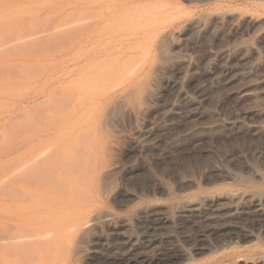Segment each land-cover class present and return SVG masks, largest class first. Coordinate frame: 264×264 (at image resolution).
<instances>
[{
    "label": "rangeland",
    "instance_id": "374dc122",
    "mask_svg": "<svg viewBox=\"0 0 264 264\" xmlns=\"http://www.w3.org/2000/svg\"><path fill=\"white\" fill-rule=\"evenodd\" d=\"M32 1L33 0H0V46L2 43L4 44L2 45L4 50H0V55L4 54L6 51L3 58L2 55L0 56V65L2 66L5 64L6 67L9 66L8 68L4 67L5 65L2 66L6 74L2 72V69L0 70L2 72L0 81L1 77L5 75L3 81L0 82V137L2 138L0 139L3 140H0V143H3L1 145L4 146L2 148L0 145V155L1 152H6L4 150L6 147L10 146V151L20 148L14 152H8V155L4 154L3 156L2 154L4 158L0 156V161H3L0 162V171H3V167H1L3 164L1 163H4V161L9 162L11 159L13 162V158H15L19 152L27 153V149L31 148V145L39 144V142H41L40 144H45L49 151L58 147L59 144L62 146L64 142L65 144L68 142L66 146L63 145L66 148L65 150L68 149L69 151L71 149L72 151L73 149L70 147H73L74 143L79 142L75 144V147L79 145L80 148L76 147L75 149L73 147L75 150L72 153L75 154V152H77L78 154L79 152L80 157H84L80 158L82 159L80 162H85L81 164L86 166L89 165V169H91L94 163L92 167L94 171H91L92 174L87 175L86 178L83 176V178L81 177L80 179L85 182L96 181L101 176L103 179L100 178L102 182H99L102 186H99L101 188L98 190L79 193L77 197L79 200H74L73 205L68 209L69 211L81 212L85 216V223L92 220L94 218L93 216H97L98 214L109 215V217L101 219L100 223L97 225L98 227L92 232L94 234L96 231V237L98 234L101 235V237H97L96 242L92 241L87 244L88 246L86 245V247L90 249L95 248L93 250H88V248H86L88 251L84 255H89L86 257L82 254L79 257L80 261L78 259L76 264H92L93 262V264H259V261L264 262V201H259V199L261 200L264 198V196H259L264 193V0ZM42 1L51 2L49 4H45L46 2H44L43 4ZM86 1L88 2L87 4ZM150 3L153 6H150ZM39 4H41V6ZM141 5L146 8V12L143 11L145 9ZM14 8H18L17 11L14 10ZM9 9H11V11ZM154 10L157 11L154 12ZM169 10H171L170 13ZM142 12L144 14H142ZM164 12H166V14H164L165 18L162 16ZM183 12L185 13L183 14ZM53 13L54 15H52ZM141 14L143 17L144 15L146 17L142 18ZM45 15L50 17L47 18ZM86 15L87 18L83 20L82 17ZM3 16L4 18H2ZM135 17H139V19L136 20ZM37 18H40V20L35 21ZM127 18L130 20L128 21ZM153 18L157 19L155 20ZM171 18L172 21L169 20ZM125 19L127 20L125 21ZM33 20L35 23H32L34 22ZM17 21L23 22L24 24L22 25H24V29L27 27L26 29L28 30H23V26ZM97 21L99 22L97 23ZM134 21L136 23H134ZM143 21L147 22L149 25L145 26L146 23ZM47 22L49 24H45ZM95 23H97V25ZM121 23L131 24L129 26L125 25L127 26L125 27ZM140 23H142L141 26L143 28H140ZM150 23L152 25H150ZM56 24H58V27L61 26L60 28L62 29L58 28ZM61 24H63V26ZM34 25H37L35 26L37 30ZM72 25L76 29H74ZM116 25L118 26L116 27ZM43 26L45 27L43 28ZM48 26H50V28H48ZM69 26L72 27V30H70L71 28L68 30ZM123 26L125 28H123ZM135 26L139 27L136 29ZM19 27L21 28L20 33L17 32ZM38 27L42 30H38ZM46 27L47 29H45ZM107 27L108 29H106ZM29 29V36L27 34L25 35L23 31L29 32ZM11 30L15 31L11 33ZM43 30H48L50 32L45 31V34ZM64 31H67L66 34ZM80 31H84L82 35ZM114 31H118L130 38L128 37V40L122 41L120 43L121 47H119V44L117 45L118 47H116V45L114 46L112 43V35H114L112 32ZM51 32H54L53 38L56 36V33H58L57 36L59 39L55 38L57 41L55 39L51 40ZM77 32H80V34ZM40 33L43 35L45 34V36L41 38L39 36ZM48 33L50 35H47ZM111 33L112 39L110 36H107V34ZM19 34L25 35L27 39L30 38L28 42L30 45L33 43V46L27 45V39L24 38L25 36L21 35L23 38L20 39L24 41H22V43L20 39H18ZM76 34L78 35L76 36ZM2 35H4L5 38ZM72 35L76 39H74ZM34 36L36 38H34ZM49 36L51 37L50 41L48 39ZM8 37L13 41L11 43H15L14 38L15 41L19 40L21 43L19 44L18 41V44H13L17 47L14 48V46H12V49L9 50L12 45L10 41V45L4 43L7 42ZM44 37L48 39L45 42L43 41L45 40ZM61 38L65 42V39L68 38L67 44L61 40ZM71 38H73L72 43L70 40ZM5 39L6 41H4ZM34 39L35 41L38 40V45L42 44H40L39 41L45 44L41 45L42 48H44L40 49L41 53L40 50H38L39 55L35 52L37 51V46L34 47ZM110 39L112 41H110ZM2 40L3 42L1 43ZM58 40L60 41L58 42ZM48 41L49 43L51 41H53V43L56 41L59 44L55 43L56 46H54L51 42L53 45H51V48L48 47L49 52L48 49H46V45H49V43H47ZM61 41L62 43L60 45ZM110 43L113 44V46ZM21 44H25L28 47L30 46L29 51L33 50L34 52H31L35 54L31 56L29 51L26 53L25 51L28 49L25 48V51L22 50L24 47L21 46ZM5 45L8 49H5ZM62 45L65 47L64 49L61 48ZM53 46L54 49H52ZM106 46L109 47L107 51L105 50ZM126 46L127 48H125ZM131 46L132 48H130ZM3 47L1 49H3ZM16 49H19L18 53H16ZM14 50L16 52H14ZM20 50L24 51L27 55L29 54V56L25 54L22 56L17 55L23 53L19 52ZM13 52L16 55H11ZM135 55L140 56V58L134 57ZM145 55L146 57H144ZM123 58L126 61L128 58V62L124 61ZM111 59L112 61L115 60V63H113L114 61H110ZM13 62L17 64L19 68L14 65ZM110 62L111 64L107 65ZM136 62H138L139 66L136 65ZM140 62H143V64ZM44 63L46 65H44ZM123 63H128L129 65H124ZM42 64L43 66H41ZM117 64H119V68H117ZM28 65H33V68L35 67L34 70ZM112 65L114 66L112 67ZM132 65L135 68L132 67ZM37 66L40 72L35 70ZM40 67H45L46 69L44 68V70ZM22 68L25 69L26 72ZM156 68L159 69L157 70ZM11 69H13L15 73ZM28 70L31 73H29ZM102 70L104 72L108 71L104 75ZM16 71L17 74L19 73L18 75H22L18 76ZM109 71L110 73L113 71L115 73L118 72L116 75L115 73L110 74ZM7 72H12V74H14H7ZM107 73L112 77L109 78L110 76ZM80 74L82 75L80 76ZM98 75L102 76V78L100 76L98 77ZM6 76L9 77V79L6 78ZM28 76L32 78L30 77L29 79ZM16 78L18 79L13 80ZM8 81L9 83L7 84ZM77 81H79V83ZM28 84L30 88L26 91L23 88L29 87ZM18 85L21 86L19 87ZM102 85L103 87H100ZM85 88L86 90L82 91ZM99 88L104 91L102 92ZM88 89L90 91H88ZM246 89L250 90L251 95L244 96L242 94ZM15 90L20 92L17 91L16 93ZM131 90L133 92H131ZM60 91L61 94H56ZM70 91H74L73 94ZM64 92L70 93H66L69 94L67 98V95L64 96L62 94ZM84 96L85 98H81ZM60 97H62L61 100ZM44 98H47L46 100L48 101H44ZM48 98H54L52 104L55 103V107L59 108L61 106L63 110H61V108L57 110L51 109V103L48 107L44 106L52 102L51 99ZM41 99H43V101H40ZM115 101H119L116 103L117 106ZM43 102H45L44 105ZM122 103H124V105ZM121 104L122 106H120ZM36 105H41L38 107L39 110ZM31 107L34 112L37 111L35 114L45 109L40 114L38 113V117V114L34 116L35 114H32L34 112H30ZM52 107L54 108V106ZM25 113L28 117L25 116ZM16 115H20L21 117H16ZM9 116L11 118L8 119L7 117ZM28 118L29 121L27 120ZM48 118L54 119L49 120ZM6 119L11 121L13 126H11V124H9L10 122ZM18 119H21L20 122L23 123L19 122V124ZM30 119H33V121L31 122ZM45 119L49 121L50 124ZM72 119L77 122H74ZM26 121L30 123H28L29 128L33 125H37L36 128L38 127V129L33 126L37 131L35 129L31 130L32 128L29 129L28 126H26L27 123H24ZM16 123L21 127L24 125L22 130L20 129V131H17L19 126L14 125ZM39 123H43L44 125ZM71 125L76 126L74 127ZM7 127H12L13 129H8ZM25 128L27 129L25 130ZM4 130L9 132L3 133ZM14 130L16 132L13 135ZM5 133L8 134V137H5ZM3 135L5 138H3ZM68 135L70 139H67ZM14 136L19 139H17L20 141V144L18 142L19 145H17L16 139H13ZM24 136H27V138L30 137L31 141H29V139L27 140V138H23ZM81 136L82 138H80ZM5 139L7 143L4 142ZM26 140L29 142H26ZM11 141L13 143H11ZM21 141L25 142L27 145H23L24 143L22 144ZM71 141L75 142L70 144ZM84 142H86V144H84ZM89 145L93 147L89 149ZM11 146L14 148H11ZM82 152L83 154L85 153V155H82ZM91 156L93 157L91 158ZM15 160L17 161L18 158L16 157ZM100 161H104L102 162L103 164ZM98 162L101 163L100 166ZM13 163H11L12 165L9 164L13 167ZM48 163L50 164V162ZM9 164L5 165L10 166ZM104 165H106V167ZM86 166L83 167L87 168ZM12 167H8L9 170L16 168L13 167V169H11ZM19 167L20 166H18V168ZM36 167L37 166H29L28 169L25 167L19 168L22 169L23 172L16 168L18 171L14 170L15 173H13L14 171H10L11 174L8 172L9 170L6 171L9 175L14 174V176L9 177L7 174L11 179L6 177L7 175L4 179L0 177L2 178L0 180L1 183L3 182L2 184L0 183V192L2 193V190L5 191V189L1 187L4 183H8L7 185L12 184L11 186L15 185L18 187L15 188V190L20 189L21 192H23L19 186L22 181V176L24 178L27 174L29 176V172L32 175L35 174L34 171H37V169H35ZM104 173H106L109 178ZM5 179L7 180L5 181ZM103 182H107V185ZM13 187L12 189L11 187H7L9 190H12L10 191L11 194L14 193ZM17 190V194H20L19 196L16 195V198L19 197L18 200L22 198V201L25 202V200L27 201L30 199L27 198L32 195L31 193L26 191L27 195L28 193L31 194L30 196L26 195V197ZM9 193L8 195H10ZM230 193H238L240 196L236 201L234 200L235 203L227 200L230 204H224L223 200L226 202L225 196ZM3 196L6 195L4 194ZM222 196L224 199L220 198ZM207 197H215L214 199L219 197L220 199L218 198L216 203H223V205H219V203H215V205V200L208 201V203L210 202L211 204L210 207L213 208L214 206L215 208V206H217L216 210H213L212 213V208L208 209L210 208V204L207 202L208 208L204 209L207 205L204 204V200L202 199H206ZM56 199L59 198L57 197ZM10 200V198L8 199L7 197L4 198L0 196V203L4 201V203L10 204L9 202H12ZM86 200L94 201L93 206L85 207L82 208L81 211H78V208L81 207ZM199 200H201L203 204ZM255 201L256 203H254ZM54 202L57 204L50 203V205L46 207L47 210L52 212V210L57 207L59 200L58 202L54 200ZM193 202L201 203V208L204 210L200 208L199 211H189V213H194H190V215L185 208V204ZM218 205L219 207L222 206V210L221 207L219 209ZM225 205H232L230 206L231 210L229 206V208H226L227 206L223 207ZM255 205L258 208H254L256 207ZM183 207L184 210H182ZM217 208L219 210H217ZM217 211H219L220 214L221 211L226 212L222 215L216 214L217 216H213V214H215L214 212L219 213ZM24 212L26 213L27 210L23 211L21 214L24 215ZM25 215H28V212ZM163 218L165 220L168 218V221L163 220ZM225 222L226 224H224ZM217 229L220 230L218 231ZM221 229L225 232H220ZM148 237L150 239H148ZM121 240L123 241L121 242ZM129 242L130 244H128ZM97 243L99 245H96ZM108 243H110V246ZM132 244L134 246H132ZM89 245L92 246L89 247ZM88 256H90V259Z\"/></svg>",
    "mask_w": 264,
    "mask_h": 264
},
{
    "label": "bare ground",
    "instance_id": "6f19581e",
    "mask_svg": "<svg viewBox=\"0 0 264 264\" xmlns=\"http://www.w3.org/2000/svg\"><path fill=\"white\" fill-rule=\"evenodd\" d=\"M30 1V0H29ZM34 1V0H33ZM32 1V2H33ZM38 1V0H37ZM41 1V0H40ZM96 1V0H95ZM102 1V0H101ZM43 2V1H42ZM41 2V3H42ZM44 2H46L45 4H47L48 2L47 1H44ZM44 2H43V4H44ZM51 2V1H50ZM49 2V3H50ZM71 2H73V1H71ZM92 2V1H91ZM29 3V2H28ZM38 3H40V2H38ZM48 3V4H49ZM74 3V2H73ZM88 2L86 1V4H87ZM90 3V2H89ZM96 3V2H95ZM24 4V3H23ZM37 4V3H36ZM66 4V3H65ZM93 4V3H92ZM145 4V3H144ZM151 4V3H150ZM29 5V4H28ZM38 5V4H37ZM40 6H41V4H39ZM130 5V4H129ZM136 5V4H135ZM163 5V4H162ZM165 5V4H164ZM167 5V4H166ZM65 6V5H64ZM68 6V5H67ZM142 7H143V5H141ZM150 6H153L152 4L150 5ZM161 6V5H160ZM168 6V5H167ZM175 6V5H174ZM178 6V5H177ZM28 7H30V6H28ZM124 7V6H123ZM157 7V6H156ZM163 7V6H162ZM144 8V7H143ZM149 8H151V7H149ZM17 9L18 8H14V10H16L17 11ZM27 9V8H26ZM130 9V8H129ZM145 10H143V11H145L146 12V8H144ZM155 9V8H154ZM175 9V8H174ZM178 9V8H177ZM10 11H11V9H9ZM13 10V9H12ZM21 10V9H20ZM102 10V9H101ZM107 10V9H106ZM105 10V11H106ZM152 10V9H151ZM150 10V11H151ZM15 11V12H16ZM29 11V10H28ZM40 11V10H39ZM38 11V12H39ZM85 11V10H84ZM86 11H89V10H86ZM91 11H93V10H91ZM96 11V10H95ZM122 11V10H121ZM133 11V10H132ZM138 11V10H137ZM136 11V12H137ZM141 11V10H140ZM155 11H157V10H154V12ZM160 11V10H159ZM167 11V10H166ZM173 11V10H172ZM5 12V11H4ZM26 12V11H25ZM90 12V11H89ZM149 12V11H148ZM152 12H153V10H152ZM168 12V11H167ZM171 12V10H169V13ZM21 13V12H20ZM69 13H71V12H69ZM91 13H93V12H91ZM98 13H99V11H98ZM137 13H139V12H137ZM136 13V14H137ZM174 13V12H173ZM185 12H183V14H184ZM14 14H16V13H14ZM19 14V13H18ZM35 14V13H34ZM55 14H58V13H55ZM68 14V13H67ZM71 14H73V13H71ZM87 14V13H86ZM101 14V13H100ZM128 14V13H127ZM134 14V13H133ZM142 14H144L143 12H142ZM141 14V15H142ZM152 14V13H151ZM164 14H166V12H164L163 14H162V16H164V18H165V15ZM21 15V14H20ZM52 15H54V13L52 14ZM85 15V14H84ZM95 15H96V12H95ZM103 15V14H102ZM141 15H140V17H141ZM168 15H170V14H168ZM212 15V14H211ZM46 16V15H45ZM58 16V15H57ZM62 16V15H61ZM92 16V15H91ZM100 16V15H99ZM104 16V15H103ZM102 16V17H103ZM148 16V15H147ZM152 16V15H151ZM156 16V15H155ZM175 16V15H174ZM11 17V16H10ZM47 18L48 17H50V16H46ZM54 17V16H53ZM67 17H68V15H67ZM93 17V16H92ZM127 17V16H126ZM144 17H146L145 15H144ZM143 17V15H142V18H144ZM171 17V16H170ZM177 17V16H176ZM2 18H4V16L2 17ZM8 18V17H7ZM73 18V17H72ZM83 18V20L85 19V18H87V15L85 16V17H82ZM111 18V17H110ZM134 18V17H133ZM1 19V18H0ZM51 19V18H50ZM53 19H55V18H53ZM61 19V18H60ZM63 19H66V18H63ZM74 19V18H73ZM128 19V18H127ZM127 19H125V21L127 20ZM135 19L136 20H138L139 19V17L137 18V17H135ZM153 19H155V18H153ZM157 19V18H156ZM155 19V20H156ZM37 20H40V18L38 19H35V21H37ZM43 20V19H42ZM68 20V19H67ZM69 20H70V18H69ZM82 20V19H81ZM124 20V19H123ZM130 19H128V21H129ZM131 20H132V18H131ZM135 20V21H136ZM151 20V19H150ZM155 20H154V22H155ZM159 20V19H158ZM164 20V19H163ZM167 20H168V18H167ZM169 20H171L172 21V18L171 19H169ZM215 20V19H214ZM34 21V20H33ZM35 21L34 22H32V23H35ZM45 21V20H44ZM43 21V22H44ZM53 21V20H52ZM73 21H75V20H73ZM72 21V22H73ZM96 21V20H95ZM101 21V20H100ZM134 21V23H136ZM147 21H149V20H147ZM18 23H20L21 24V26H23L22 27V29L23 30H25L27 27H25V29H24V25H22V24H24L23 22L21 23V22H19V21H17ZM17 22H16V24H17ZM25 22V21H24ZM60 22V21H59ZM69 22V21H68ZM86 22V21H85ZM90 22V21H89ZM99 21H97V23H98ZM119 22H121V21H119ZM118 22V23H119ZM144 22V21H143ZM151 22V21H150ZM240 22V21H239ZM67 23V22H66ZM91 23H92V21H91ZM97 23H95L96 25H97ZM144 23H146V25L145 26H147V25H149V24H147V22H144ZM152 23V22H151ZM150 23V25H152V24H154V23H152L151 24ZM159 23V22H158ZM169 23V22H168ZM201 23V22H200ZM36 24H37V22H36ZM38 24H41V23H38ZM44 24V23H43ZM45 24H49L48 22L47 23H45ZM60 24V23H59ZM69 24V23H68ZM93 24V23H92ZM110 24V23H109ZM113 24V23H112ZM121 24H123V23H121ZM131 24V23H130ZM129 23H124L123 25L125 26V25H130ZM195 24V23H194ZM19 25V24H18ZM31 25V24H30ZM51 25V24H50ZM57 25V27H58V24H56ZM62 26H63V24H61ZM65 25V24H64ZM90 25V24H89ZM106 25V24H105ZM118 25H120V24H118ZM118 25H116V27L118 26ZM142 25V23H140V26ZM198 25V24H197ZM12 26V25H11ZM11 26H10V28H11ZM26 26V25H25ZM35 26H37V25H34V27ZM39 26V25H38ZM46 26V25H45ZM45 26H43V28L45 27ZM123 26V28H125V27H127V26H125L124 27ZM1 27V26H0ZM13 27V26H12ZM32 27V26H31ZM33 27V28H34ZM56 27V26H55ZM55 27H53V28H55ZM61 27V26H60ZM60 27H58V28H60ZM72 27H73V25H72ZM72 27H70L69 26V28H68V30L70 29V30H72ZM120 27V26H119ZM139 27V26H138ZM138 27H136L135 26V28L137 29ZM193 27H195V26H193ZM200 27V26H199ZM14 28V27H13ZM20 28V27H19ZM18 28V29H19ZM33 28H32V30H33ZM48 28H50V26H48ZM74 29H76L75 27H73ZM140 28H143L142 26L140 27ZM1 29V28H0ZM17 29V32L18 33H20V30H21V28L18 30ZM35 29L37 30V27H35ZM34 29V30H35ZM39 29H41V28H39L38 27V30ZM45 29H47V27L45 28ZM60 29H62V28H60ZM66 29V28H65ZM81 29H83V28H81ZM85 29V28H84ZM87 29H89V28H87ZM106 29H108V27L106 28ZM114 29V28H113ZM118 29V28H117ZM26 30H28V29H26ZM42 30V29H41ZM48 30H50V29H48ZM48 30H45V31H48ZM67 30V29H66ZM67 30V31H68ZM104 30V29H103ZM116 30V29H115ZM125 30V29H124ZM129 30V29H128ZM127 30V31H128ZM159 30V29H158ZM1 31V30H0ZM12 32L11 33H13V31H15V30H11ZM44 31V30H43ZM44 31V33L46 34V32ZM51 31V30H50ZM50 31H48V32H50ZM66 31V32H67ZM78 31H79V29H78ZM84 31H86V30H84ZM84 31H80L81 32V35L83 34V32ZM99 31V30H98ZM112 31V30H111ZM132 31H133V29H132ZM131 31V32H132ZM134 31H135V29H134ZM22 32V31H21ZM24 33H25V35L27 34L28 36H29V34H30V29H29V32L27 31H23ZM22 32V33H23ZM39 32V31H38ZM37 32V33H38ZM41 32V31H40ZM59 32V31H58ZM65 32V31H64ZM66 32H65V34H66ZM80 32L78 33V34H80ZM87 32V31H86ZM130 32V31H129ZM7 33V32H6ZM23 33V34H24ZM36 33V32H35ZM42 33V32H41ZM40 33V37L41 38H43V36H45V34L43 35V34H41ZM52 33V32H51ZM54 33V32H53ZM53 33H52V35H51V37L52 36H54L53 35ZM61 33V32H60ZM69 33V32H68ZM108 33H109V31H108ZM112 33L114 34V35H112ZM111 34H107V36H110V38L113 40H111L110 39V41H112V43L114 44V46L116 45V47H118L117 45L119 44L120 45V43L122 42V41H124V40H128L130 37L129 36H126V35H124V34H122V33H119L118 31L116 32V31H114V32H112ZM127 33V32H126ZM32 34H34V33H32ZM32 34H31V36H32ZM57 34L58 33H56V36L53 38L52 37V39L51 40H54L55 38H58V36H57ZM64 34V33H63ZM73 34H74V31H73ZM78 34H76V36L78 35ZM11 35V34H10ZM22 35V34H21ZM20 34H19V36H18V39H20V38H23L22 36H25V35H22L21 36ZM38 35V34H37ZM47 35H50L49 33L47 34ZM62 35V34H61ZM61 35H60V37H61ZM112 35V36H111ZM3 37H4V35H2ZM7 36V35H6ZM12 36V35H11ZM68 36V35H67ZM69 36H71V35H69ZM73 36V35H72ZM90 36V35H89ZM131 36V35H130ZM134 36V35H133ZM15 37H16V35H15ZM33 37V36H32ZM38 37V36H37ZM40 37H38V38H40ZM47 37V36H46ZM50 36H49V41H50V38H51ZM64 37V36H63ZM104 37V36H103ZM129 37V38H128ZM5 38V37H4ZM14 38V37H13ZM24 38H26V36L24 37ZM34 38H36L35 36H34ZM45 38V37H44ZM70 38V37H69ZM73 38H74V36H73ZM73 38H71L70 40H71V43H72V39ZM80 38V37H79ZM78 38V39H79ZM91 38V37H90ZM151 38V37H150ZM3 39V38H2ZM11 39H12V37H11ZM27 39V38H26ZM30 39V38H29ZM29 39H27V42H28V40ZM33 39V38H32ZM31 39V40H32ZM47 38H45V40H43L44 42L46 41V40H48ZM59 39V38H58ZM74 39H76V38H74ZM96 39V38H95ZM40 40V39H39ZM42 40V39H41ZM56 41H57V39H55ZM61 40H63L62 38H61ZM66 40V42H67V40H68V38L67 39H65ZM147 40V39H146ZM153 40V39H152ZM4 41H6V39L4 40ZM9 41H10V44H12L11 45V48L9 49V50H11L12 49V46H14V48H16L15 47V45H13V44H18V41L16 42L15 41V38H14V42L15 43H11V42H13V41H11L10 40V37H8V39H7V42H4L5 44L6 43H8L9 44ZM20 41H21V39H20ZM19 41V44L23 41H21L20 42ZM30 41V40H29ZM49 41L47 42V43H49ZM54 42L53 43V41H51L53 44H54V46H56V44L55 43H57V42ZM60 40H58V42H59ZM64 41V40H63ZM3 42V40L1 41V43ZM24 42V41H23ZM22 42V43H23ZM33 42L35 43L34 44V47L35 46H37V51H35L36 53H37V55H39L38 54V50H40L41 48H42V44L43 45H45L44 44V42H41V41H39L40 42V44L41 45H38V40L37 41H35V39L33 40ZM49 43V45H46L47 46V48L46 49H48V51H49V48L48 47H52L51 45H53L52 43ZM65 42V41H64ZM65 42V43H66ZM89 42V41H88ZM32 43V42H31ZM46 43V44H47ZM61 43H62V41L60 42V45H61ZM108 43V42H107ZM141 43V42H140ZM9 44V45H10ZM27 45L29 44V42L28 43H26ZM33 44V43H32ZM30 45V46H33V45ZM57 44H59V43H57ZM64 44V43H63ZM67 44V43H66ZM96 44V43H95ZM104 44V43H103ZM106 44V43H105ZM111 44V43H110ZM113 44H111L112 46H113ZM150 44V43H149ZM2 45H4L3 43H2ZM0 46V50L1 51H3L4 50V47L3 46ZM111 45H109V46H111ZM21 46H23L24 47V49L22 48V50H24L25 51V48L26 49H28V50H26L25 52L27 53L29 50H30V46L28 47V46H26L25 44H21ZM26 46V47H25ZM41 46V47H40ZM54 46H53V48L52 49H54ZM90 46V45H89ZM101 46V45H100ZM105 46V45H104ZM104 46H103V48H104ZM108 46V45H107ZM105 47L106 49V51H107V49L109 48V47ZM135 46H137V45H135ZM3 47V49H1ZM33 47V48H34ZM115 47V48H116ZM119 47H121V45L119 46ZM7 47H6V45H5V49H6ZM21 48V47H20ZM19 48V49H20ZM39 48V49H38ZM61 48L62 49H64L65 47L62 45L61 46ZM87 48H88V46H87ZM125 48H127V46L125 47ZM130 48H132V46L130 47ZM135 48H137V47H135ZM8 49V48H7ZM18 49V50H19ZM32 49V48H31ZM42 49H44V48H42ZM8 50V51H9ZM17 50V49H16ZM18 50H17V52L14 50V52H16V53H18ZM55 50H56V47H55ZM83 50V49H82ZM104 50V51H105ZM115 50V49H114ZM129 50V49H128ZM131 50H133V49H131ZM24 51H19V52H23V53H21V55L20 54H17V55H19V56H22L23 54H25V55H27ZM31 51H33V50H31ZM31 51H29V53L31 54V56H32V54H35V53H32ZM125 51V50H124ZM14 52H13V54L11 53V55H16V54H14ZM34 52V51H33ZM50 52V51H49ZM77 52V51H76ZM85 52H86V50H85ZM2 53V52H1ZM5 53H6V51H5ZM4 53V54H5ZM9 53V52H8ZM7 53V54H8ZM40 53H41V50H40ZM4 54H1L2 55V58H3V55ZM78 54H79V51H78ZM121 54V53H120ZM223 54V53H222ZM0 55V56H1ZM27 56H29V54L27 55ZM34 56H36V55H34ZM118 56V55H117ZM142 56V55H141ZM219 56V55H218ZM72 57V56H71ZM134 57H138V59L140 58V56H134ZM133 57V58H134ZM144 57H146V55L144 56ZM103 58V57H102ZM125 58V57H124ZM123 58V59H124ZM104 59V58H103ZM115 59V58H114ZM122 59V60H123ZM132 59V58H131ZM136 59V58H135ZM7 60V59H6ZM72 60H74V59H72ZM71 61V60H70ZM69 61V62H70ZM110 61H112V59L110 60ZM114 61V62H113ZM112 62L113 63H115V60H113ZM117 61V60H116ZM124 61H126L125 59H124ZM123 61V62H124ZM129 61H131V60H129ZM133 61V60H132ZM50 62V61H49ZM98 62V61H97ZM126 62H128V58H127V61ZM14 63V62H13ZM22 64H24L23 62H21ZM45 63H47V62H45ZM44 63V65H46ZM92 63V62H91ZM117 63V62H116ZM140 63H142L143 64V62H140ZM38 64V63H37ZM36 64V65H37ZM48 64V63H47ZM52 64V63H51ZM111 64V62L109 63V64H107V65H110ZM121 64V63H120ZM124 65L125 64H128V63H123ZM122 64V65H123ZM3 65H5V64H3ZM2 65V66H3ZM8 65V64H7ZM14 65H16L17 67H18V65L17 64H15L14 63ZM33 65H35V64H33ZM33 65H28L29 67H32V70H34V68H33ZM93 65H95V64H93ZM129 65V64H128ZM127 65V66H128ZM136 65H138V62H136ZM2 66L0 65V70L2 69ZM13 66V65H12ZM38 66H40V65H38ZM38 66H37V69H35V70H37L38 71ZM41 66H43V64L41 65ZM114 65H112V67H113ZM119 66V64H117V68H119L118 67ZM121 66V65H120ZM139 66V65H138ZM4 67H6V65L4 66ZM9 67V66H8ZM8 67H6V68H8ZM108 67V66H107ZM111 67V66H110ZM132 67H134L133 65H132ZM160 67V66H159ZM19 68V67H18ZM41 69H44L43 67H40ZM121 68V67H120ZM135 68V67H134ZM136 68H138V67H136ZM140 68V67H139ZM10 69V68H9ZM23 69V68H22ZM21 69V70H22ZM27 69V68H26ZM29 69V68H28ZM46 69V68H45ZM44 69V70H45ZM87 69V68H86ZM91 69V68H90ZM101 69V68H100ZM99 69V70H100ZM107 69V68H106ZM130 69V68H129ZM157 69V68H156ZM159 69V68H158ZM157 69V70H158ZM160 69H162V68H160ZM3 70V69H2ZM7 70V69H6ZM12 71H13V69H11ZM24 71H25V69H23ZM30 70V69H29ZM29 70H28V72H29ZM88 70V69H87ZM98 70V71H99ZM110 70H111V68H110ZM113 70V69H112ZM117 70V69H116ZM125 70H127V69H125ZM157 70H155V71H157ZM5 70H3L2 72H4ZM31 71V70H30ZM84 71V70H83ZM108 71V70H107ZM107 71H103L102 70V72H104L103 74L105 75L106 74V72ZM118 71H119V69H118ZM117 71V72H118ZM121 71V70H120ZM124 71V70H123ZM133 71V70H132ZM1 72V71H0ZM2 72L0 73V75L2 74ZM14 72V71H13ZM21 72V71H20ZM26 72V71H25ZM24 72V73H25ZM27 72V73H28ZM38 72H40V71H38ZM43 72V71H42ZM117 72L115 73L114 71L112 72V73H110V71H109V73L110 74H113V73H115L116 75H117ZM135 72V71H134ZM138 72V71H137ZM5 74H6V72H4ZM15 73V72H14ZM13 73V74H14ZM23 73V74H24ZM29 73H31V72H29ZM35 73V72H34ZM100 73V72H99ZM98 73V74H99ZM122 73V72H121ZM127 73V72H126ZM7 74H12V72L11 73H8L7 72ZM12 74V75H13ZM16 74H17V71H16ZM19 74V73H18ZM17 74V75H18ZM67 74V73H66ZM94 74H95V72H94ZM93 74V75H94ZM108 74V73H107ZM118 74H120V73H118ZM134 74V73H133ZM12 75H10V76H12ZM20 75H22V74H20ZM20 75H18V76H20ZM31 75V74H30ZM36 75V74H35ZM37 75H38V73H37ZM82 74H80V76H81ZM101 75H102V73H101ZM109 75V74H108ZM2 76V75H1ZM5 75H3V77H4ZM15 76V75H14ZM26 76V75H25ZM91 76H92V74H91ZM100 75H98V77H99ZM110 77L109 78H111L112 76L111 75H109ZM120 76V75H119ZM125 76V75H124ZM126 76H127V74H126ZM130 76V75H129ZM3 77H1V81H3ZM21 77H23V76H21ZM29 77V76H28ZM31 77V76H30ZM30 77H29V79H30ZM54 77V76H53ZM77 77V76H76ZM101 78H102V76H100ZM121 77V76H120ZM6 78H8L9 79V77H7L6 76ZM5 78V79H6ZM19 78V77H18ZM18 78H16V79H13V80H17ZM26 78H27V76H26ZM32 78V77H31ZM71 78V77H70ZM74 78V77H73ZM89 78V77H88ZM106 78H107V76H106ZM28 79V78H27ZM35 79H37V78H35ZM75 79V78H74ZM96 79V78H95ZM94 79V80H95ZM11 80V79H10ZM78 80V79H77ZM82 80H84V79H82ZM85 80H86V78H85ZM97 80H98V78H97ZM120 80V79H119ZM0 81V82H1ZM20 81V80H19ZM23 81V80H22ZM25 81V80H24ZM88 81V80H87ZM102 81V80H101ZM116 81H118V80H116ZM75 82V81H74ZM78 83H79V81H77ZM81 82V81H80ZM100 82V81H99ZM115 82V81H114ZM119 82V81H118ZM9 83V81L7 82V84ZM101 83V82H100ZM106 83V82H105ZM109 83V82H108ZM113 83V82H112ZM141 83V82H140ZM68 84H70V83H68ZM77 84V83H76ZM83 84V83H82ZM97 84V83H96ZM95 84V85H96ZM104 84V83H103ZM111 84V83H110ZM6 85V84H5ZM11 85V84H10ZM24 85V84H23ZM29 85V84H28ZM57 85V84H56ZM97 85H99V84H97ZM101 85V84H100ZM106 85H107V83H106ZM105 85V86H106ZM6 86H8V85H6ZM15 86V85H14ZM19 87L21 86V85H18ZM94 86V85H93ZM111 86H113V85H111ZM118 86H119V83H118ZM1 87V86H0ZM13 87V86H12ZM24 87H26V86H24ZM63 87V86H62ZM90 87H92V86H90ZM90 87H88V88H90ZM97 87V86H96ZM100 87H103V85L102 86H100ZM109 87V86H108ZM107 87V88H108ZM17 88V87H16ZM23 88V87H22ZM30 88V85H29V87H27V88H23L24 90H26L27 91V89H29ZM41 88V87H40ZM84 88V87H83ZM87 88V87H86ZM86 88L85 89H83L82 91H84V90H86ZM8 89V88H7ZM74 89V88H73ZM100 89V88H99ZM112 89H113V87H112ZM111 89V90H112ZM5 90V89H4ZM23 90V91H24ZM66 90V89H65ZM70 90V89H69ZM101 90V89H100ZM16 91V93H17V91L18 90H15ZM88 91H90L89 89H88ZM102 92L104 91L103 89L101 90ZM148 91H149V89H148ZM147 91V92H148ZM18 92H20V91H18ZM25 92V91H24ZM42 92V91H41ZM63 92V91H62ZM71 92V91H70ZM74 92V91H73ZM73 92H71L72 94H73ZM86 92V91H85ZM92 92V91H91ZM93 92H94V89H93ZM131 92H133L132 90H131ZM156 92V91H155ZM66 93H69V92H66ZM65 92L64 93H62L64 96L65 95H67L66 96V98L68 97V95L70 94H66ZM89 93V92H88ZM87 93V94H88ZM149 93H150V91H149ZM149 93H148V95H149ZM11 94V93H10ZM56 94H61V91L60 92H58V93H56ZM55 94V95H56ZM76 94V93H75ZM84 94V93H83ZM100 94V93H99ZM152 94V93H151ZM242 94L244 95V96H248V95H251V92H250V90H244L243 92H242ZM1 95V94H0ZM89 95V94H88ZM92 95V94H91ZM97 95V94H96ZM103 95V94H102ZM18 96V95H17ZM27 96V95H26ZM64 96H63V98H64ZM81 96V95H80ZM147 96V95H146ZM153 96V95H152ZM243 96V97H244ZM19 97V96H18ZM47 97H49V96H47ZM51 97V96H50ZM59 97V96H58ZM13 98H15V97H13ZM61 98L62 97H60V100H61ZM71 98V97H70ZM81 98H85V96L84 97H81ZM152 98V97H151ZM154 98H155V96H154ZM47 98H44V101H48V100H46ZM48 99H51V98H48ZM54 99V98H53ZM53 99H51V101L52 102H49V103H47L48 105H44V103L45 102H43V105L44 106H49V104L51 103V105L52 106H54V108L51 106L50 108L51 109H53V110H57L59 107H55V103L54 104H52L53 103ZM56 99V98H55ZM121 99V98H120ZM138 99V98H137ZM153 99V98H152ZM151 99V100H152ZM85 100V99H84ZM83 100V101H84ZM119 100V99H118ZM132 100V99H131ZM16 101V100H15ZM40 101H43V99H41ZM50 101V100H49ZM57 101V100H56ZM55 101V102H56ZM120 101V100H119ZM119 101H117V102H119ZM148 101H149V99H148ZM39 102V101H38ZM116 101H115V104L117 103ZM123 102V101H122ZM57 103V102H56ZM60 103V102H59ZM1 104V103H0ZM39 104V103H38ZM41 104V103H40ZM66 104V103H65ZM119 104V103H118ZM123 105H124V103H122ZM122 104L120 105V106H122ZM57 105V104H56ZM136 105V104H135ZM5 106V105H4ZM41 105H36V107H37V109H38V107H40ZM60 106V105H59ZM68 106V105H67ZM116 106H117V104H116ZM119 106V105H118ZM119 106V107H120ZM29 107V106H28ZM35 107V108H36ZM118 107V108H119ZM14 108V107H13ZM43 108V107H42ZM60 108H61V110H63L62 109V107L60 106ZM59 108V109H60ZM66 108V107H65ZM113 108H114V105H113ZM31 109V113H32V111H33V109H32V107L30 108ZM41 109V108H40ZM45 109V108H44ZM44 109H42L41 111H39L38 113L40 114ZM46 109H48V108H46ZM70 109V108H69ZM110 109V108H109ZM115 109V108H114ZM121 109H122V107H121ZM120 109V110H121ZM136 109V108H135ZM260 109V108H259ZM36 110V109H35ZM39 110V109H38ZM65 110V109H64ZM110 110H112V109H110ZM127 110V109H126ZM261 110V109H260ZM22 111V110H21ZM21 111H20V113H21ZM116 111H118V110H116ZM23 112V111H22ZM34 112V111H33ZM35 112H37V111H35ZM35 112L34 113H32V114H35ZM60 112V111H59ZM66 112V111H65ZM75 112V111H74ZM81 112V111H80ZM107 112V111H106ZM255 112H257V111H255ZM18 113H19V111H18ZM29 113V112H28ZM38 113H36V114H38ZM136 113V112H135ZM30 114V113H29ZM36 114L34 115V116H36ZM39 114H38V117H39ZM89 114V113H88ZM21 115H22V113H21ZM24 115V114H23ZM31 115V114H30ZM42 115V114H41ZM12 116V115H11ZM18 116H20V115H18ZM17 115H16V117H18ZM25 116H26V113H25ZM31 116H33V115H31ZM30 116V117H31ZM33 116V117H34ZM43 116V115H42ZM46 116V115H45ZM44 116V117H45ZM76 116H78V115H76ZM108 116H110V115H108ZM131 116V115H130ZM21 117V116H20ZM26 117H28V116H26ZM29 117V118H30ZM33 117H31V118H33ZM50 117H52V116H50ZM54 117V116H53ZM56 117V116H55ZM251 117V116H250ZM8 119L9 118H11L10 116L9 117H7ZM29 118L27 119L28 121H29ZM42 118V117H41ZM109 118V117H108ZM113 118V117H112ZM137 118V117H136ZM8 119H6V120H8ZM49 120H51V119H54V118H48ZM114 119V118H113ZM5 120V119H4ZM11 120V119H10ZM14 120V119H13ZM12 120V121H13ZM15 120H17V119H15ZM21 120V119H20ZM20 120L18 119V123L20 122ZM31 120V119H30ZM39 120H40V118H39ZM46 120V119H45ZM45 120H44V122H45ZM73 121H74V119H72ZM71 120V121H72ZM255 120V119H254ZM257 120H258V118H257ZM9 121V120H8ZM24 121H25V119H24ZM33 121V119L31 120V122ZM38 121V120H37ZM47 121V120H46ZM54 121V120H53ZM76 121V120H75ZM74 121V122H75ZM81 121V120H80ZM79 121V122H80ZM10 123L9 124H11V121H9ZM15 122V121H14ZM17 122V121H16ZM43 122V123H44ZM48 123H49V121H47ZM58 122V121H57ZM77 122V121H76ZM83 122V121H82ZM110 122V121H109ZM112 122V121H111ZM13 123V122H12ZM20 123H23V122H20ZM19 123V124H20ZM24 123H27V125L26 126H28L30 123L29 122H24ZM29 123V124H28ZM33 123H35V122H33ZM43 123H39V124H43ZM86 123V122H85ZM84 123V124H85ZM4 124V123H3ZM38 124V125H39ZM46 124V123H45ZM50 124V123H49ZM51 124H53V123H51ZM7 125H8V123H7ZM6 125V126H7ZM14 125H16V126H19V125H17V123L16 124H14ZM44 125V124H43ZM4 126H5V124H4ZM10 126V125H9ZM11 126H13V124H11ZM33 126H35V128H36V126L37 125H33ZM33 126L32 127H30V128H32L31 130H34L35 128H33ZM71 126H74V125H71ZM76 126V125H75ZM74 126V127H75ZM22 127H24V125L22 126ZM22 127L21 126H19V129L17 130V131H20V129L22 130ZM8 128V127H7ZM14 128H15V126H14ZM28 128H29V126H28ZM29 128V129H30ZM46 128V127H45ZM45 128H43V129H45ZM72 128V127H71ZM93 128V127H92ZM4 129H5V127H4ZM8 129H13L12 127H9ZM17 129V128H16ZM24 129V128H23ZM27 128H25V130H26ZM36 129H38V127L36 128ZM35 129V130H36ZM40 129V128H39ZM42 129V128H41ZM67 129V128H66ZM65 129V130H66ZM74 129V128H73ZM94 129V128H93ZM93 129H92V132H93ZM71 130V129H70ZM30 131V130H29ZM37 131V130H36ZM46 131V130H45ZM90 131V130H89ZM1 132H2V130H1ZM4 132H7V131H3V133ZM9 132V131H8ZM7 132V133H8ZM16 131L14 130V132H13V135H14V133H15ZM66 132V131H65ZM84 132H85V130H84ZM84 132H83V134H84ZM2 133V134H3ZM7 133H5V137H8L7 135ZM21 133V132H20ZM70 133V132H69ZM77 133V132H76ZM18 134V133H17ZM16 134V135H17ZM86 134H87V132H86ZM27 135V134H26ZM77 135V134H76ZM81 135V134H80ZM92 135V134H91ZM22 136V135H21ZM4 137V135H3V138H5ZM10 137V136H9ZM11 137H12V135H11ZM60 137V136H59ZM76 137V136H75ZM75 137H74V139H75ZM86 137V136H85ZM1 138V137H0ZM19 138H22V137H19ZM23 138H27V136L25 137H23ZM69 138V135H68V137H67V139ZM80 138H82V136L80 137ZM87 138H89V137H87ZM2 139V138H1ZM0 139V140H1ZM7 139V138H6ZM6 139H5V141L4 142H6ZM15 141H17L16 143H17V145H19L20 144V141H18L19 139L18 138H16L15 136H14V138H13ZM18 139V140H17ZM29 139V141H31V138L29 137V138H27V140ZM32 139H34V138H32ZM70 139V138H69ZM9 140H11V139H9ZM8 140V141H9ZM26 140V142H29V141H27ZM50 140V139H49ZM56 140V139H55ZM76 140V139H75ZM81 140H83V139H81ZM1 141H3V140H1ZM14 141V142H15ZM33 141V140H32ZM45 141H47V140H45ZM44 141V142H45ZM50 141H53V140H50ZM69 141V140H68ZM18 142H19V144H18ZM38 142V141H37ZM43 142V143H44ZM73 141H71L70 142V144H73L72 143ZM77 142V141H76ZM165 142V141H164ZM7 143V142H6ZM6 143H5V145H6ZM11 143H13L12 141H11ZM21 143L23 144V145H27V144H25V142H23V141H21ZM41 142H39V144H35V145H31L32 147L31 148H29V149H27L28 150V152L27 153H24V152H22V153H20L19 151V153H20V155H19V153L16 155V157L18 158V160L16 161L15 160V158H13V162H12V159L11 160H9V162L8 161H4V163L5 164H11V163H13V167L15 168H18V166H20L19 168H27L28 169V167L29 166H33V167H35V166H37L35 169H37V171H34L35 172V174H31L30 172H29V176H28V174H27V176H25V178L22 176V178H21V173L19 174L20 175V178H21V182H20V184H19V186H20V188L22 189V191L23 192H21V190L20 189H16L17 191H20L21 193H22V195L24 194L25 196L27 195V192H29V193H31V194H29L28 193V195L30 196V197H28L27 199H29V200H25V198L28 196H26L25 198H24V200H25V202L24 201H22L23 199L22 198H20V200H18L19 199V197L18 198H16L17 196L16 195H18L17 193L18 192H16V190H15V188H18V187H16L15 185H13V186H11L10 184V186L9 185H7V184H5L4 183V185H2L1 187H3L4 189H5V191L4 190H2L3 192L0 194V196H2V197H7L8 199L10 198L11 200L10 201H12V202H9L10 204H6V203H4V201L2 202L1 201V206H0V208H2V209H0V264H76L77 263V261H78V259H79V257L83 254V256H86L87 257V255H89V254H86V255H84L85 253H87V251L88 250H93V249H90V248H88V247H86V245L88 244V243H91L92 241H97L96 239H97V237L99 238V236L101 237V235H97V237H96V235H95V232H94V234L92 233L94 230H95V228L96 227H98L97 225L100 223V221H101V219H103V218H106V217H109V215H104V214H98L97 216H93L94 218L92 219V220H90V221H88V222H86L85 223V219H84V215L81 213V212H77V211H69V209L68 208H70V206L71 205H73V203H74V200H76L77 199V197H78V194L79 193H82V192H84V191H91V190H98L99 188H101V187H99V186H102L101 185V183L99 182V181H101V179H103V177L101 178V176H100V178L99 179H95L96 181H87V182H85L84 180H82V179H80L81 177L83 178V176H85V178H86V176L87 175H89V174H92V172L91 171H94V169L92 168L93 166H94V163H93V161H92V163H93V166H91V169H89L88 167H90L88 164V166H86V165H82V164H84V163H82V162H80V160H82V159H80V158H84V157H80V153L78 152V154H77V152H75V154L74 153H72L75 149H76V147H79V145H76V147H75V144H78V143H74V145H73V147L75 148H73L72 146L70 147V148H72L73 150L71 151V149L68 151V149L67 150H65L66 148H65V146H66V144L68 143H66L65 144V142H64V144L63 145H65V146H61V144H57L58 145V147H56V148H54L53 150L51 149L50 151L48 150V147L45 145V144H40ZM93 143V142H92ZM1 144H3V143H0V145ZM15 144V143H14ZM84 144H86V142H84ZM10 145V144H9ZM16 145V146H17ZM94 145V144H93ZM13 146H15V145H13ZM90 146V145H89ZM88 146V147H89ZM95 146V145H94ZM1 147L3 148L4 146H2L1 145ZM0 147V148H1ZM10 147V146H9ZM9 147H6V148H4V150L6 151H4L5 153H2L1 152V155L0 156H2V154H3V156H4V154H7L8 155V152H14V151H16L17 149H20V148H16V149H12V151H10V149H9ZM82 147V146H81ZM91 147H93V146H90L89 147V149L91 148ZM11 148H14V147H12L11 146ZM80 148V147H79ZM101 148V147H100ZM108 148V147H107ZM107 148H106V150H107ZM8 149V150H7ZM24 149V148H23ZM49 149H50V147H49ZM95 149V148H94ZM93 149V150H94ZM3 150V149H2ZM78 150V149H77ZM81 150V149H80ZM83 150V149H82ZM103 150V149H102ZM71 151V152H70ZM108 151V150H107ZM91 152V151H90ZM100 152V151H99ZM16 153V152H15ZM92 153V152H91ZM82 155H85V153L83 154V152L81 153ZM89 154V153H88ZM93 154H94V152H93ZM102 154V153H101ZM103 154H105V153H103ZM6 155V156H7ZM79 155V156H78ZM81 155V156H82ZM2 156V157H3ZM5 156V157H6ZM104 156V155H103ZM12 157V156H11ZM87 157V156H86ZM93 156H91V158H92ZM4 158V157H3ZM94 158H95V156H94ZM104 159H105V157H104ZM103 159V160H104ZM49 160H51V161H49ZM94 160V159H93ZM97 160V159H96ZM102 160V159H101ZM106 160V159H105ZM104 160V161H105ZM2 161V160H1ZM0 161V162H1ZM89 161V160H88ZM104 161H100L101 163L102 162H104ZM3 162V161H2ZM48 162H50V164L48 163ZM52 162V163H51ZM100 162H98L99 163V166H100ZM4 163H1V164H3V166H1V167H3L2 169H3V171H0V177H2L3 179H4V177L8 174L9 175V173H6V171H8L9 170V168L10 167H12L10 164V166H6ZM82 163V164H81ZM97 164V163H96ZM103 164V163H102ZM106 164V163H105ZM4 165H5V168H4ZM90 165H92V164H90ZM83 166H86L87 168H85V167H83ZM105 167H106V165H104ZM9 167V168H8ZM13 167L11 168V169H13ZM96 167V166H95ZM7 168V169H6ZM13 169V170H9L8 172H12V171H14V170H17V169ZM18 168V169H19ZM1 169V170H2ZM96 169V168H95ZM99 169V168H98ZM113 169V168H112ZM115 169V168H114ZM5 170V171H4ZM19 170H21L22 171V169H19ZM23 170H25V169H23ZM29 170H31V169H29ZM90 170V171H89ZM18 171V170H17ZM33 171V170H32ZM108 171V170H107ZM2 172V173H1ZM11 172H10V174H11ZM23 172V171H22ZM25 172V171H24ZM33 172V173H34ZM90 172V173H89ZM111 172H112V170H111ZM110 172V173H111ZM6 173V174H5ZM13 173H15V171L13 172ZM109 173V174H110ZM2 174H5V175H3V176H1ZM24 174V173H23ZM30 174H31V176H30ZM106 176H107V174L106 173H104ZM112 174V173H111ZM110 174V175H111ZM114 174V173H113ZM8 175L6 176V177H8ZM16 175H18V174H16ZM122 175V174H121ZM14 176V174L13 175H9V177H13ZM103 176V175H102ZM8 177V178H9ZM27 177V178H26ZM108 177V176H107ZM2 178H0V180L2 179ZM97 178V177H96ZM106 178V177H105ZM109 178V177H108ZM111 178V177H110ZM125 178V177H124ZM9 179H11V178H9ZM7 179H5V181H6ZM16 180V179H15ZM19 180V179H18ZM94 180V179H93ZM126 180V179H125ZM3 181V180H2ZM102 182V181H101ZM105 182V181H104ZM103 182V183H104ZM0 183H1V181H0ZM3 183V182H2ZM1 183V184H2ZM100 183V184H99ZM102 183V184H103ZM107 183V182H106ZM106 183H104V184H106ZM6 185H7V187L9 188V187H11V189H12V187H13V192L15 193H12L11 194V192L10 191H12L11 189L9 190L7 187H6ZM107 185V184H106ZM104 186V185H103ZM7 189H6V188ZM2 188V189H3ZM1 189V188H0ZM10 192H8V191ZM105 190V189H104ZM1 191V190H0ZM10 194V195H8V193ZM27 191V192H26ZM121 191V190H120ZM19 192V193H20ZM102 192H103V188H102ZM101 192V193H102ZM224 193V192H223ZM242 193V192H241ZM251 193V192H250ZM254 193V192H253ZM6 195V196H3V195ZM107 194V193H106ZM264 194V193H263ZM259 195L260 197L261 196H264V195ZM8 195V196H7ZM14 195H15V197H14ZM20 195V194H19ZM18 195V196H19ZM226 195V194H225ZM10 196V197H9ZM13 196V197H12ZM92 196V195H91ZM112 196H114V195H112ZM239 196L240 195H238V193L236 194V193H230V194H227L226 196H225V199H226V202H224L225 200H223V203L224 204H230L228 201H233V203H235L234 202V200L236 201V199H238L239 198ZM258 196V197H259ZM12 197V198H11ZM58 197L59 199H56V198ZM80 197V196H79ZM90 197V196H89ZM259 197V198H260ZM215 198V197H214ZM214 198H212V197H207L206 199H202V200H204V204H206V202L208 203V201H213V200H215V202H214V204L216 203V201H217V199L219 198V197H217L216 199H214ZM221 199H224V197L222 196V197H220ZM219 198V199H220ZM250 198V197H249ZM16 199H17V201H16ZM80 199H81V197H80ZM112 199V198H111ZM245 199V198H244ZM243 199V200H244ZM248 199V198H247ZM256 199H258V198H256ZM54 200H57V202H58V200H59V203H58V205H57V207H56V205H55V207L56 208H54L53 210H52V212L51 211H49V210H47V205H50V203H56V202H54ZM77 200H79V198L77 199ZM228 200V201H227ZM264 201V198L263 199H259V201H261V202H263ZM24 202V203H22V202ZM201 203H202V201L201 200H199ZM219 201V200H218ZM19 202V203H18ZM21 202V203H20ZM243 202H245V201H243ZM199 204V202L197 203V202H193V203H186L185 204V208H186V210H187V212L189 213V211H199V209L201 208V206H202V204ZM212 203V202H211ZM219 202H217L216 204H218ZM223 203L222 204H220L219 203V205H223ZM233 203H231L232 205H234ZM247 203V202H246ZM254 203H256V201L254 202ZM57 204V203H56ZM93 204H94V201H92V200H86L85 202H84V204H82L81 205V207H79L78 209V211H81V209L82 208H85V207H90V206H93ZM182 204H184V203H182ZM208 204H210V202L208 203ZM215 204V205H216ZM261 204V203H260ZM260 204H259V206H260ZM52 205V204H51ZM180 205V204H179ZM207 205V204H206ZM219 205H218V207H219ZM232 205H230V206H232ZM249 205V204H248ZM257 205V204H256ZM255 205V206H256ZM262 205V204H261ZM205 206V205H204ZM211 206V204L209 205V207ZM227 206V207H226ZM229 205H225V206H223V207H226V208H229L228 207ZM179 207V206H178ZM216 207L217 206H215V208H214V206H213V208L212 207H210V208H208V205H207V207H205L204 209H206V208H208V209H211L212 208V210H211V212L213 211V210H216ZM221 207V210H222V206H220ZM220 207H219V209H220ZM242 207V206H241ZM263 207V206H262ZM27 210V212H28V215H25V214H27V212L25 213L24 212V215H22L21 213L23 212V211H26L25 209ZM143 208V207H142ZM225 208V210L227 211V209ZM233 208V207H232ZM254 208H258L257 206L256 207H254ZM168 209V208H167ZM201 209H203V208H201ZM203 209V210H204ZM218 208H217V210H219ZM230 210H231V207L229 208ZM243 209V208H242ZM250 209V208H249ZM248 209V210H249ZM252 209V208H251ZM21 210H23V211H21ZM163 210V209H162ZM182 210H184V207H183V209ZM203 210H202V212H203ZM241 210V209H240ZM253 210V209H252ZM20 211H21V213H20ZM49 211V212H48ZM139 211V210H138ZM206 211V210H205ZM210 211V210H209ZM226 211H224V212H226ZM31 212V213H30ZM137 212V211H136ZM164 212V211H163ZM185 212V211H184ZM192 212H190V213H192ZM207 212V211H206ZM217 212H219V211H217ZM224 212H222L221 211V214H220V212L219 213H216V212H214L215 214H213V216L215 215V216H217L216 214H220V215H222ZM262 212V211H261ZM97 213V212H96ZM106 213V212H105ZM160 213V212H159ZM165 213V212H164ZM183 213V212H182ZM189 213V214H190ZM205 213V212H204ZM209 213V212H208ZM213 213V212H212ZM227 213H229V212H227ZM226 213V214H227ZM85 214V213H84ZM108 214V213H107ZM152 214H153V212H152ZM171 214V213H170ZM185 214H187V213H185ZM192 214H194V213H192ZM230 214V213H229ZM236 214H238V213H236ZM247 214V213H246ZM250 214V213H249ZM252 214V213H251ZM161 215V214H160ZM183 215V214H182ZM181 215V216H182ZM191 215V214H190ZM225 215V214H224ZM223 215V216H224ZM228 215V214H227ZM165 216V215H164ZM180 216V217H181ZM187 216V215H186ZM209 216V215H208ZM191 217V216H190ZM236 217V216H235ZM120 218V217H119ZM135 218V217H134ZM165 218V217H164ZM163 218V220H165ZM223 218V217H222ZM229 218V217H228ZM231 218V217H230ZM143 219V218H142ZM175 219V218H174ZM183 219H185V218H183ZM188 219V218H187ZM204 219V218H203ZM218 219H220V218H218ZM224 219V218H223ZM120 220V219H119ZM162 220V219H161ZM227 220V219H226ZM225 220V221H226ZM125 221V220H124ZM154 221V220H153ZM165 221H168V218L165 220ZM190 221V220H189ZM196 221V220H195ZM219 221V220H218ZM222 221V220H221ZM156 222V221H155ZM220 222V221H219ZM224 222V221H223ZM227 222V221H226ZM226 222L224 223V224H226ZM233 222V221H232ZM163 223V222H162ZM165 223H167V222H165ZM169 223V222H168ZM188 223V222H187ZM186 223V224H187ZM216 223H217V221H216ZM121 224V223H120ZM183 224V223H182ZM106 225V224H105ZM203 225V224H202ZM205 225V224H204ZM217 225V224H216ZM219 225H221V224H219ZM222 225H223V223H222ZM178 226H180V225H178ZM205 226H207V225H205ZM220 227V226H219ZM224 228V227H223ZM114 230H116V229H114ZM120 231H122L121 229H119ZM218 230V229H217ZM220 230V229H219ZM218 230V231H219ZM225 230H226V228H225ZM238 230V229H237ZM132 231H134V230H132ZM217 231V232H218ZM222 231H224V230H222L221 229V231L220 232H222ZM227 231V230H226ZM231 231H233V230H231ZM122 232H124V231H122ZM126 232V231H125ZM129 232V231H128ZM216 232V231H215ZM225 232V231H224ZM131 233V232H130ZM206 233V232H205ZM227 233V232H226ZM123 234V233H122ZM125 234V233H124ZM132 234H134V233H132ZM149 234V233H148ZM208 234V233H207ZM220 234H222V233H220ZM225 234V233H224ZM230 234V233H229ZM239 234V233H238ZM237 234V235H238ZM245 234V233H244ZM247 234V233H246ZM249 234V233H248ZM129 235V234H128ZM156 236V235H155ZM119 237V236H118ZM127 237H130V236H127ZM132 237V236H131ZM245 237V236H244ZM115 238V237H114ZM146 238V237H145ZM174 238V237H173ZM128 239V238H127ZM139 239V238H138ZM148 239H150L149 237H148ZM155 239V238H154ZM250 239V238H249ZM108 240V239H107ZM117 240V239H116ZM123 240H125V239H123ZM123 240H121V242L123 241ZM169 240H171V239H169ZM128 241H130V240H128ZM132 241V240H131ZM134 241H135V239H134ZM146 241V240H145ZM174 241V240H173ZM172 241V242H173ZM170 242V241H169ZM111 243H113V242H111ZM139 243V242H138ZM171 243V242H170ZM93 244V243H92ZM109 244V246H110V243H108ZM128 244H130V242L128 243ZM127 244V245H128ZM148 244V243H147ZM156 244V243H155ZM158 244V243H157ZM96 245H99L98 243L96 244ZM123 245V244H122ZM136 245V244H135ZM88 246V245H87ZM90 246H92V245H89V247ZM107 246V245H106ZM115 246H118V245H115ZM121 246V245H120ZM124 246V245H123ZM132 246H134L133 244H132ZM105 247V246H104ZM112 247V246H111ZM86 248H88V250L86 249ZM148 248H149V246H148ZM151 248V247H150ZM153 248V247H152ZM157 248H158V246H157ZM168 248V247H167ZM102 249V248H101ZM103 249H106V248H103ZM115 249V248H114ZM122 249H123V247H122ZM144 249V248H143ZM96 250H97V248H96ZM99 250V249H98ZM115 250H117V249H115ZM119 250V249H118ZM136 250V249H135ZM134 250V251H135ZM100 251V250H99ZM98 251V252H99ZM140 251V250H139ZM149 251V250H148ZM108 252V251H107ZM114 252H116V251H114ZM136 252V251H135ZM144 252V251H143ZM90 253V252H89ZM94 253V252H93ZM100 253V252H99ZM113 253V252H112ZM152 253V252H151ZM102 254V253H101ZM111 254V253H110ZM182 254V253H181ZM93 255V254H92ZM91 255V256H92ZM94 256V255H93ZM97 256H98V254H97ZM111 256V255H110ZM114 256V255H113ZM85 257V258H86ZM90 256H88V258H89ZM146 257V256H145ZM263 257V256H262ZM82 258V257H81ZM111 258V257H110ZM187 258V257H186ZM90 259V258H89ZM147 260V259H146ZM151 260V259H150ZM169 260V259H168ZM79 261H80V259H79ZM156 261V260H155ZM178 261V260H177ZM84 262V261H83ZM134 262V261H133ZM94 263V262H93ZM92 263V264H93ZM96 263V262H95ZM116 263V262H115ZM136 263V262H135ZM173 263V262H172ZM262 263H264V262H262V261H259V264H262ZM83 264H85V263H83ZM89 264V263H88ZM119 264V263H118ZM126 264V263H125ZM130 264V263H129Z\"/></svg>",
    "mask_w": 264,
    "mask_h": 264
}]
</instances>
